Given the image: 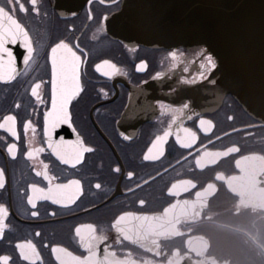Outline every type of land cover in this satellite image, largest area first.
I'll use <instances>...</instances> for the list:
<instances>
[{"label": "flooded vegetation", "instance_id": "obj_1", "mask_svg": "<svg viewBox=\"0 0 264 264\" xmlns=\"http://www.w3.org/2000/svg\"><path fill=\"white\" fill-rule=\"evenodd\" d=\"M14 2L11 14L29 32L34 53L17 78L0 81V123L6 116H14L12 127L17 134L13 136L7 126L0 128V169L5 173L0 206L7 209L0 256H9L10 264H29L16 245L30 241L39 254L33 257L35 264H61V260L74 264V257L89 255L76 229L87 238L92 226L96 236L107 238L99 244L98 258L103 259L107 249L113 264H258L257 245L264 240V213L259 205L264 204V193L254 185L243 188V201L249 207L238 209L240 197L228 187L227 178L243 176L241 169L264 170V159H260L264 157V124L249 115L232 94L222 92L213 78L217 67H201L211 53L205 47L157 48L112 38L105 17L118 11L122 0H84L81 9L63 13L56 0H37L38 13L31 0ZM20 4L26 13L19 10ZM0 5L7 6V0H0ZM61 41L80 57L81 86L68 105L69 122L51 131V143L58 146L54 150L49 147L44 117L51 110V48ZM61 54L66 57L69 78L72 57L64 50L58 51ZM141 63L145 69L138 71ZM110 65L119 71L105 76L104 72L112 71ZM156 79L162 81L159 86H145ZM36 84H40L39 99L32 95ZM185 104L187 109L175 111ZM201 119L212 122L207 132L200 127ZM184 129L196 134L191 148L182 147L177 140L179 135L180 141L191 142ZM165 132L171 133L166 142L153 148ZM13 144L15 156L8 152ZM81 145L92 151L83 153L76 163L74 156ZM230 147L239 151L204 157V167L196 164L205 151L224 152ZM57 151L73 158L72 163H63ZM149 154L157 158L146 160ZM219 175L226 179H217ZM72 180L80 181V191L75 185L58 190L54 194L63 197L62 203L42 198L49 195L50 187L68 185ZM188 180L196 187L188 186L185 191L180 182ZM173 184L179 195H169ZM208 184L215 187L205 193ZM33 185L43 192H33ZM197 192L205 193L207 207L204 220L193 223L190 215H182L190 212L183 202L196 201ZM74 196L78 198L71 203L68 198ZM29 197L34 198L35 207L28 203ZM166 209L169 218H180L177 228L183 235L160 237L159 249L143 241L123 240L113 227L121 214L132 213L123 226L134 235L158 225ZM136 216L150 219L137 220ZM200 238L211 246L197 255L203 243ZM53 248L64 251L53 252Z\"/></svg>", "mask_w": 264, "mask_h": 264}, {"label": "water", "instance_id": "obj_2", "mask_svg": "<svg viewBox=\"0 0 264 264\" xmlns=\"http://www.w3.org/2000/svg\"><path fill=\"white\" fill-rule=\"evenodd\" d=\"M83 1L56 0V6L60 13L77 11ZM106 23L109 35L128 45L205 47L217 60L213 78L222 92L232 94L264 124V0H122ZM29 38L31 59L34 44L30 34ZM5 47L13 53V61L10 64L7 53H0V81L11 82L28 64L24 63L28 53L22 39ZM76 64V78L71 73L67 86L80 88V59ZM161 82L156 79L145 86Z\"/></svg>", "mask_w": 264, "mask_h": 264}, {"label": "snow or ice", "instance_id": "obj_3", "mask_svg": "<svg viewBox=\"0 0 264 264\" xmlns=\"http://www.w3.org/2000/svg\"><path fill=\"white\" fill-rule=\"evenodd\" d=\"M89 3H91V0H89ZM31 6L33 10H35L38 13L37 8V0H31ZM15 10V2L14 0H7V6L0 5V53H7L8 56V62L11 64L13 61V53L5 47V44L8 42H11L15 44L17 42V39L23 40V45L27 50V55L24 56V63L27 64L31 54L33 52V48L31 46V41L29 38V34L27 30L14 18V16L11 14ZM19 10L21 12H27L28 10L24 7L23 4L19 5ZM107 17H105V20ZM64 50L71 54L72 57V73H73V79H75V73L77 70L78 65L76 64V61L80 59L76 55L74 51H72V48L69 46L68 43H65L61 41L60 43H57L54 47L51 48L50 53V59H51V68H52V79H51V110L45 113V130L49 135V147L54 148V150L58 147L51 143V131L55 130V128L59 124L68 123L70 120V113L68 111V105L71 103V100L75 95H77L80 91L79 85L71 90L67 87V81H68V74L66 70L67 66V60L66 57H64L62 54L58 56V51ZM173 59H175V54L173 53ZM206 62L201 65L202 68H207L208 70H214L217 67V64L211 54H208L205 58ZM105 64H108V61L104 62ZM112 68L111 72H104L103 74L105 76H113L115 75L119 69L116 68L115 65H110ZM145 69V64L141 63L138 67V71H142ZM99 70V66H98ZM14 71V69H13ZM14 78V77H9ZM205 77H201V79H204ZM3 79V76H0V80ZM40 88V84H36V86L32 89V95L37 96V89ZM39 99V97L37 96ZM163 106V105H161ZM19 107V105H17ZM189 107L188 104L183 105L182 109H176V112H182L184 109H187ZM191 118V117H189ZM231 119V117H229ZM15 122L14 116H6L4 118V122L0 123V128H6L7 131L11 132L13 136H16V131L12 127V124ZM207 126V127H205ZM27 127V126H26ZM200 127L207 132L212 127V122L208 120L201 119L200 120ZM186 133H190L191 135V142L185 143L183 141H180L179 135H177L178 142L181 143V146L184 148H191L192 143L196 140V134L194 132H190L188 129H184ZM171 135L170 132H165L162 137H157L156 142L153 144V148H156L159 144H162L166 142L168 136ZM128 137H125L127 139ZM61 143H63V138H61ZM15 145H10L8 148V152L15 156ZM92 149L88 147H83L81 145L79 151L75 154L74 159L76 163H79L80 158L83 153L90 152ZM239 148L237 147H230L224 152H207L205 151L203 153V156L196 159V164L200 167H204V157H223L227 156L233 152H238ZM151 153V149L149 150ZM56 154L59 156V158L63 161V163L68 164L72 163V159L70 157H65L62 155L59 151L56 152ZM28 156H32V152L28 153ZM157 157L152 156L151 154L146 155V160H152L156 159ZM250 159H254L255 157H249ZM260 159H264V157H261ZM212 163H215L216 160L213 159L211 161ZM75 164H73V167ZM237 166H240V162L237 161ZM116 172H119L120 169H115ZM241 171L244 173L243 176H232L230 178H227L228 187L234 191L237 192V195L240 197V202L237 205L238 209L241 208H248L249 205L243 201V192L242 189L246 188L248 185H254L260 187V191L264 193V170L261 171H252L248 172L245 169H241ZM37 175H40V173H37ZM45 179H50L47 175V173H44ZM132 173H129L128 176L131 179ZM217 179L224 180L226 179L223 175H219ZM183 185H185V191L189 190L190 186L191 188H195L196 184H194L192 181H182L180 182ZM5 184V173L3 169H0V188H3ZM234 184H238L239 187L234 186ZM72 185L76 186V190L80 191V181L78 180H72L68 185H55L54 187H50L48 189L49 195L43 196V199H51L52 203L54 204H60L62 203L63 197H58L54 193L57 192L60 189H66ZM96 187L99 189L101 187L100 184H97ZM213 184H208L207 189L205 190V193H210L212 189H214ZM33 192H43V189H38L35 185L32 186ZM177 188L176 184L172 185V189L169 190V195H179L178 192L173 191ZM205 193L197 192L196 193V201H184L185 209L187 210L190 207V212L185 211L182 213V215H190L192 218L193 223H197L204 220V210L207 207L206 201L203 200V196ZM78 197H69L71 203H75V199ZM29 204H32L33 207H35V202L33 197H29L28 200ZM140 205H144V201H140ZM173 208L176 207V205H172ZM259 208L262 213H264V204H260ZM256 208L254 207L253 210ZM7 209H5L3 206H0V238L3 237L4 234V215L6 213ZM169 210H165V214L163 217L160 218V223L158 225H149L146 230L138 231L134 235L129 234V231L123 226V222L127 220L128 217L133 216L132 213H123L118 218L115 219L113 227L117 229V231L121 234V237L123 240H129L132 243H137L140 241H143L144 244H150L152 246H155L157 249H159V238L160 237H167L169 234L174 235H183L178 228L177 225L180 223V218L173 215L171 218L168 216ZM37 215V213L33 212V216ZM137 220H144L148 221L150 218L148 216L134 217ZM152 220H156V217H151ZM208 221L212 220L211 216L207 217ZM90 228V235L85 238L83 235H81V231L79 228L76 229V233L78 236H80V242L82 245L85 246L86 250L88 251L89 255L84 258L80 257H74V264H113V262L109 259V254L107 252V249H105V257L103 259L98 258V248L99 244L103 243L107 238L104 236H96L95 235V229L92 228V226H89ZM36 235H39L37 233ZM203 241V238H200ZM192 241L189 240V245H191ZM143 246V245H142ZM210 243L208 241H203L202 248L200 251H197V255H201L202 251H207V249L210 247ZM17 249L20 251V256L22 259L29 261V264H35V260L33 257H38V253L36 252L35 245L32 244L30 241L27 243H21L16 245ZM258 255L260 257L258 264H264V240H262L258 245ZM148 251H152V247H148ZM64 251L63 249L59 248H53V252H61ZM159 252L157 251V255ZM112 256L115 254L112 253ZM57 259L60 260V256H57ZM0 264H10V257L0 256ZM61 264H64V262L61 260ZM118 264H130L128 261H122L118 262ZM134 264V262H132ZM150 264V262H148ZM168 264H172V261H169ZM212 264H215V261L212 262ZM252 264H257L256 261H253Z\"/></svg>", "mask_w": 264, "mask_h": 264}]
</instances>
